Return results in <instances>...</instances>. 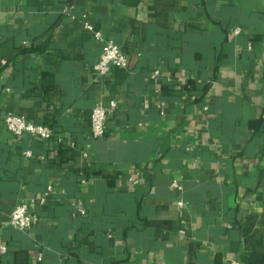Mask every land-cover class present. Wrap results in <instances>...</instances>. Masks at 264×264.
Returning <instances> with one entry per match:
<instances>
[{
    "label": "crops",
    "instance_id": "0c3cea01",
    "mask_svg": "<svg viewBox=\"0 0 264 264\" xmlns=\"http://www.w3.org/2000/svg\"><path fill=\"white\" fill-rule=\"evenodd\" d=\"M108 40L127 66L101 77ZM234 259L264 264V0H0V264Z\"/></svg>",
    "mask_w": 264,
    "mask_h": 264
},
{
    "label": "built area",
    "instance_id": "2783aa9c",
    "mask_svg": "<svg viewBox=\"0 0 264 264\" xmlns=\"http://www.w3.org/2000/svg\"><path fill=\"white\" fill-rule=\"evenodd\" d=\"M70 11L71 8L69 6L65 7L64 12L66 14H70ZM85 26L90 30L93 29L88 23H86ZM94 35L96 39L103 40L100 32H95ZM126 66L127 58L123 51L113 40H108L104 42L100 57L94 64L93 69L99 76L108 77L114 68H125ZM160 75V70H155L152 77L158 79ZM116 108L117 102L115 100H111L108 106H105L102 103H97L93 107L90 116L93 138L97 139L105 134L108 118L114 113ZM4 122L8 131L19 139L26 134L49 139L54 134V131L51 128L45 125L35 124L27 120L24 116L12 112L5 115ZM25 155L31 157L33 154L32 152L27 151ZM52 189V186L47 187L44 196L40 198L41 204L45 202ZM182 204V201L178 202L179 206H182ZM38 220L39 215L30 207L28 202L22 200L16 204L8 223L18 230L26 231L31 229ZM1 250L4 253L6 251V246H2ZM230 264H240V262L234 259L231 260Z\"/></svg>",
    "mask_w": 264,
    "mask_h": 264
},
{
    "label": "trees",
    "instance_id": "16d2710c",
    "mask_svg": "<svg viewBox=\"0 0 264 264\" xmlns=\"http://www.w3.org/2000/svg\"><path fill=\"white\" fill-rule=\"evenodd\" d=\"M65 7H66V6H65ZM65 7H64V9H65ZM64 9H63V10H64ZM51 129L54 131V129H53L52 127H51Z\"/></svg>",
    "mask_w": 264,
    "mask_h": 264
}]
</instances>
